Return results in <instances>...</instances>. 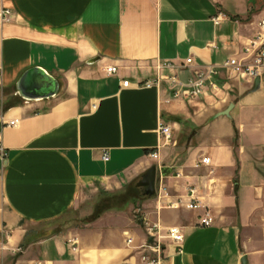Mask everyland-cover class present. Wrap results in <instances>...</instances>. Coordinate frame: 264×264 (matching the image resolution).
<instances>
[{
    "label": "crops",
    "instance_id": "crops-1",
    "mask_svg": "<svg viewBox=\"0 0 264 264\" xmlns=\"http://www.w3.org/2000/svg\"><path fill=\"white\" fill-rule=\"evenodd\" d=\"M263 16L264 0H0V114L19 119L0 124V264H149L148 223L184 232L158 264H264V75L222 70L194 99L143 85L159 62L191 57L186 80L242 57Z\"/></svg>",
    "mask_w": 264,
    "mask_h": 264
},
{
    "label": "built area",
    "instance_id": "built-area-1",
    "mask_svg": "<svg viewBox=\"0 0 264 264\" xmlns=\"http://www.w3.org/2000/svg\"><path fill=\"white\" fill-rule=\"evenodd\" d=\"M3 21H10L13 18V12L9 8H5L2 13ZM226 16L221 12L217 16L213 17L215 24H219L222 18ZM193 62L190 57L187 60V66ZM186 64H177L171 61H163L156 64L157 71L156 77L146 80L144 86L160 85L166 81L172 95L176 98L194 99L201 95L206 94L208 91H217L219 89V83L217 77L222 70H226L232 74L241 76L242 78L254 82L255 79L261 78L264 75V16L261 17L258 28L252 38L244 45L242 49V57L234 56L230 57L221 64H208L199 66L193 72V74L186 80H183L179 73L184 71ZM166 70H170L171 73H167ZM117 66H109L107 72L109 74L117 73ZM129 80H124L123 85L128 86ZM0 124L17 126L19 124L18 118L7 120L5 115L0 114ZM161 137L164 140V145L172 142V128L169 124L161 122L159 127ZM0 154L5 157L6 151L0 138ZM151 156L154 159H159V148L151 152ZM104 161H108L110 158L109 152L105 151L102 155ZM203 163H210V158L205 157L202 159ZM179 175V173H178ZM194 191H192V195ZM201 206L200 202H190L188 207L191 209H197ZM214 222L213 216L209 212L200 219V223L204 226H210ZM147 231L149 238L152 241H148L146 246L151 250L154 257L151 258L149 264H158L165 257V244L166 238L170 239L176 246L179 252L183 251L184 246V232L178 226L169 227L167 230L157 223H148ZM128 243H132V238H128ZM6 249L4 239L0 238V252Z\"/></svg>",
    "mask_w": 264,
    "mask_h": 264
},
{
    "label": "water",
    "instance_id": "water-1",
    "mask_svg": "<svg viewBox=\"0 0 264 264\" xmlns=\"http://www.w3.org/2000/svg\"><path fill=\"white\" fill-rule=\"evenodd\" d=\"M40 70L38 69H34V70H30L29 72H27L21 79L20 81V85L22 84H26L29 80H33V77L35 76V73L39 72ZM261 81V78H257L255 80V85L256 87L259 86ZM23 87V86H22ZM48 87V86H45ZM48 92H45L46 95L51 93L49 91V87L46 88ZM43 94V92H42ZM232 107V106H231ZM231 108H229L228 110H226L225 112H222L223 114H229ZM156 180H157V166L153 165L151 168H149L142 176V178L139 180V182L137 183L138 187L144 188V194L146 196H155L156 192H157V187H156ZM150 241H152V238H150ZM242 264H249L247 257L244 256L242 258Z\"/></svg>",
    "mask_w": 264,
    "mask_h": 264
},
{
    "label": "rangeland",
    "instance_id": "rangeland-1",
    "mask_svg": "<svg viewBox=\"0 0 264 264\" xmlns=\"http://www.w3.org/2000/svg\"><path fill=\"white\" fill-rule=\"evenodd\" d=\"M19 252H20L19 249L15 251L16 254H18Z\"/></svg>",
    "mask_w": 264,
    "mask_h": 264
}]
</instances>
